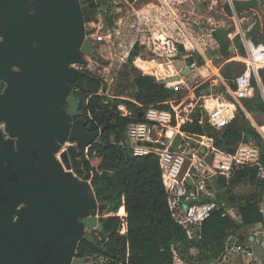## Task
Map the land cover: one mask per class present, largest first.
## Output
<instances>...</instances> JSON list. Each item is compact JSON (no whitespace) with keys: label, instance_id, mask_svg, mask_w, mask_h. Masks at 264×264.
Instances as JSON below:
<instances>
[{"label":"water","instance_id":"95a60500","mask_svg":"<svg viewBox=\"0 0 264 264\" xmlns=\"http://www.w3.org/2000/svg\"><path fill=\"white\" fill-rule=\"evenodd\" d=\"M86 1L0 0V264L103 260L79 257L80 241L97 245L106 206L71 171L79 149L103 143L75 91L87 89L74 65L94 47L85 23L96 11ZM68 140L77 145L59 158Z\"/></svg>","mask_w":264,"mask_h":264},{"label":"trees","instance_id":"16d2710c","mask_svg":"<svg viewBox=\"0 0 264 264\" xmlns=\"http://www.w3.org/2000/svg\"><path fill=\"white\" fill-rule=\"evenodd\" d=\"M254 4L256 5L253 1H234L235 10L239 15L243 9H249ZM90 7L95 10L93 5ZM226 10L233 14L229 4L226 5ZM252 40L256 43L264 42V37L253 34ZM138 47L135 43L130 51V62L140 55ZM227 47L226 44L223 45L224 49ZM242 52L246 53L245 47L242 48ZM198 59L199 64L204 63L201 55H198ZM135 63L144 73H150L142 59L137 57ZM82 72V80L87 90L81 91L85 93L81 110L89 120L87 129H100L103 142L91 146V152L102 157L98 170L93 171L94 193L98 203L106 206L107 213L123 210L127 215L125 218L118 215L101 216L103 231H99V235L104 238L105 248L103 249V245H99L97 240V245L82 240L78 246L79 257L98 252L102 253L106 260L103 264H174L177 253L189 264H217L232 234L239 236L243 243L249 237V229L264 219L257 204L260 192L246 195L234 193V188L240 184L264 186V179L261 176L264 173V139L245 115L242 112L237 114L221 132H216L209 124L201 125L198 122L188 128L198 133L213 135L215 145L229 153H234L242 142L251 140L260 151L259 163L234 167L227 188L222 178L218 181L221 197L238 208L237 214L223 212L212 214L204 222L202 239L192 240L172 218L159 156L155 153L133 155L128 150L126 128L129 119L120 116L118 104L124 102L130 108L136 110L141 108L129 100L99 94L100 79L88 71ZM259 74L264 85V69L259 70ZM253 83L258 108L264 111V105L259 104L261 96L257 94L255 78ZM133 84L137 89L135 94L140 105L169 107L165 102L171 98L174 90L155 76L140 73L133 79ZM82 154L80 152L76 154L77 166L72 162V169L78 176L89 174L92 170L91 164L81 158ZM124 220L127 224V233L121 234L120 229ZM95 239L98 238L95 236Z\"/></svg>","mask_w":264,"mask_h":264},{"label":"rangeland","instance_id":"374dc122","mask_svg":"<svg viewBox=\"0 0 264 264\" xmlns=\"http://www.w3.org/2000/svg\"><path fill=\"white\" fill-rule=\"evenodd\" d=\"M227 1L92 0L89 5H93L96 13L86 23L89 27L90 22L100 21L105 41L95 45L92 53L83 52L81 69L100 79L99 94L109 98L131 97L133 79L144 73L135 63L137 57L129 61L130 50L137 43L138 58L151 73L144 74L155 75L158 79L178 75L179 79L169 82V86L165 83L174 90L171 96L174 104L193 103L194 112L210 122L216 118L215 110L221 101L236 104L229 91L245 67L242 28L235 15L226 10ZM242 25L246 27L247 24ZM224 44L227 49L223 48ZM198 55L204 59L202 65ZM235 62L238 65L233 70ZM78 97L85 99V93L78 90ZM205 100L215 102L214 106L209 107ZM252 191V186L243 184L235 193ZM108 215L111 214L105 209L99 216ZM96 238L98 244L103 245L104 238L101 235ZM87 256L90 261L102 257L99 264L106 261L102 253Z\"/></svg>","mask_w":264,"mask_h":264},{"label":"built area","instance_id":"2783aa9c","mask_svg":"<svg viewBox=\"0 0 264 264\" xmlns=\"http://www.w3.org/2000/svg\"><path fill=\"white\" fill-rule=\"evenodd\" d=\"M85 28L88 30L85 38L94 46L105 41L100 21L90 22L89 27L85 23ZM245 49V67L236 76L232 93L236 99L250 100L256 92L253 79L259 70L264 69V42L249 40L245 42ZM74 66L81 69L82 65ZM138 106L140 110L122 102L117 108L120 116L129 119L126 128L128 150L133 155L155 153L159 156L172 218L185 230L189 239L200 240L207 218L216 212L233 214L238 209L221 197L218 181L222 176H229L237 165L259 163V148L251 142H242L234 153L218 148L213 135L188 129L197 122L206 124L194 115L190 105L168 103V108ZM147 141L152 146L146 145ZM76 145L75 141H66L57 156L60 158ZM79 152L83 153L81 158L91 164L92 170L83 176H78L72 167L71 171L80 180L86 176L93 189V171L99 168L94 165V157H102L91 152V146L79 149ZM257 204L264 217V194L259 196ZM249 235L254 244L248 250L249 259L243 264H264V219L249 229Z\"/></svg>","mask_w":264,"mask_h":264},{"label":"crops","instance_id":"0c3cea01","mask_svg":"<svg viewBox=\"0 0 264 264\" xmlns=\"http://www.w3.org/2000/svg\"><path fill=\"white\" fill-rule=\"evenodd\" d=\"M234 1H253L256 3V5L254 4V6L249 8V9H243L241 15H239L235 10ZM227 4L230 5L231 10L233 12L232 15H235V17L238 20V23L240 24V26L242 28L241 40H242L243 47H245V42L252 40L253 34L254 35L257 34L260 37H264V0H228L226 5ZM226 5H225V8H226ZM243 23L247 24L246 27H243V25H242ZM136 57H138V56H136ZM237 65L238 64L235 62V64L232 65V69L235 70ZM148 75H150V74H148ZM218 75L220 77L222 76L219 73H218ZM153 76H155V75H153ZM155 77L157 79L159 78L157 76H155ZM221 78L223 79V77H221ZM158 80L162 82V80H164V79L160 78ZM255 80L257 82V87H258L257 94H259L261 96V100H260L259 104L264 105V85H263L262 77L260 76L259 72H258ZM168 86H169V84H168ZM229 87H231V86H229ZM232 89L233 88H231L229 92L232 93ZM208 91L212 92L213 90L211 88H208ZM136 92H137V89H136V87H134L132 94H131L132 96L131 97H123V99L132 101L136 105H139V103L137 102V99H136V94H135ZM232 98L234 99V101L236 102L237 105L234 102L233 103L231 102V105H229V104H227L228 103L227 101H221L220 104H218V108L215 110L214 116H216V118L212 119L210 122L205 121L204 117L200 113H197V111L194 112V115L198 118H201L203 121H205L206 124L211 125L213 127V129H215V130L216 129L217 130L222 129L223 130L230 120H232L237 114L242 112L245 115V117L247 118V120L251 123L253 128L256 130V132L261 137H263V139H264V111H262L261 109L258 108V104H257L258 102L256 101V98L253 97L250 100H248V99H236V98H234L233 93H232ZM205 101L209 102V105H208L209 107L214 106L215 102L212 103L209 100H205ZM168 103L174 104L172 98L166 100L165 104L167 106H168ZM192 104L193 103L187 104V105H190L194 111L195 106H193ZM201 106H205V105H201ZM203 111H204V108L201 109L200 112L203 113ZM249 142L254 143L253 141H249ZM101 161H102V159L100 157H94V165L95 166H99ZM229 176H222V180H223V183L225 184L226 188L228 185ZM261 176L264 179V173H262ZM246 184L252 186V188H253V191L250 193H253V192L259 193L260 192L259 194H264V186L261 187V186H258L256 184L254 185V184H250V183H245L244 185H246ZM240 185H243V184H240ZM239 186L234 188V193H235V190ZM250 193H248V194H250ZM243 195H246V194H243ZM119 211L117 213L109 212L108 214L118 215L120 217L125 218L127 215L126 211H125V214H124L123 210L121 212H119ZM237 212H238V209H236L234 211V214L236 215ZM120 233L121 234L127 233V224H126L125 220L123 221V224L121 226ZM253 244H254V242H253V239L250 235L248 238H246V240L243 243H241V241L239 240V236L232 234L229 237V242H228V244H227L224 252L222 253L217 264H243V263H245L249 259L248 250L250 249V246ZM238 247H239V249H237ZM174 264H189V263L182 260L176 253Z\"/></svg>","mask_w":264,"mask_h":264},{"label":"flooded vegetation","instance_id":"af4514ba","mask_svg":"<svg viewBox=\"0 0 264 264\" xmlns=\"http://www.w3.org/2000/svg\"><path fill=\"white\" fill-rule=\"evenodd\" d=\"M90 2H92V0H87L85 3H84V5L89 9V10H94L93 8H91L90 7V5H89V3ZM28 9H29V11L30 12H32L33 11V9H32V6H31V2L29 1L28 2ZM81 72H82V70H81ZM82 76H83V72H82V75L80 76V78H82ZM5 83L4 82H1L0 83V92H3L4 91V88H5ZM78 90L79 89H77V88H75V91H76V94L78 95ZM79 91H82V90H79ZM0 129H3V124L2 123H0ZM5 138H8V136L7 135H5ZM92 235H93V237H95L96 235H99V231L98 230H95V231H93L92 232ZM81 242V241H80ZM77 251H78V248H77Z\"/></svg>","mask_w":264,"mask_h":264},{"label":"bare ground","instance_id":"6f19581e","mask_svg":"<svg viewBox=\"0 0 264 264\" xmlns=\"http://www.w3.org/2000/svg\"><path fill=\"white\" fill-rule=\"evenodd\" d=\"M163 79H167V83H169V82H172V81L178 80V79H179V76H178V75H173V76L165 77V78H163Z\"/></svg>","mask_w":264,"mask_h":264}]
</instances>
